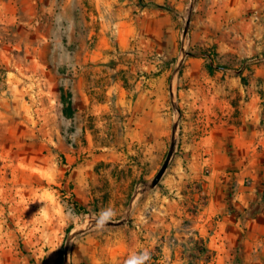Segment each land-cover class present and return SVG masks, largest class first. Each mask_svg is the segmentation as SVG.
<instances>
[{
	"label": "rangeland",
	"instance_id": "374dc122",
	"mask_svg": "<svg viewBox=\"0 0 264 264\" xmlns=\"http://www.w3.org/2000/svg\"><path fill=\"white\" fill-rule=\"evenodd\" d=\"M212 193L264 238V0H0V264H264Z\"/></svg>",
	"mask_w": 264,
	"mask_h": 264
},
{
	"label": "crops",
	"instance_id": "0c3cea01",
	"mask_svg": "<svg viewBox=\"0 0 264 264\" xmlns=\"http://www.w3.org/2000/svg\"><path fill=\"white\" fill-rule=\"evenodd\" d=\"M233 139L237 143L244 139L242 127L233 128ZM232 204H229L228 207L225 203L216 200L212 193L209 203L203 208L198 218L197 227L203 233L209 247L213 244L223 246L227 241L230 243L227 250L233 255H238L240 258H257L264 253V247L260 246L264 238L259 234L250 232L254 222L245 221L243 217L238 215L242 210L241 206L237 203H234L235 206ZM226 210L228 212L226 217L216 220L215 223V217Z\"/></svg>",
	"mask_w": 264,
	"mask_h": 264
},
{
	"label": "water",
	"instance_id": "95a60500",
	"mask_svg": "<svg viewBox=\"0 0 264 264\" xmlns=\"http://www.w3.org/2000/svg\"><path fill=\"white\" fill-rule=\"evenodd\" d=\"M174 151L170 152L164 162V164L162 165L161 169L159 170V172L157 173V175L155 176L154 180L152 181V186H156L161 178L163 177V175L165 174L167 168L169 167V164L171 162V159L173 157ZM98 221H102V219H97Z\"/></svg>",
	"mask_w": 264,
	"mask_h": 264
},
{
	"label": "trees",
	"instance_id": "16d2710c",
	"mask_svg": "<svg viewBox=\"0 0 264 264\" xmlns=\"http://www.w3.org/2000/svg\"><path fill=\"white\" fill-rule=\"evenodd\" d=\"M143 1V0H142ZM63 101L65 104V108H64V113L66 116H70L72 115V113L74 112V105H73V101L71 100V95H69V98H66L65 96L63 97ZM78 205V204H77ZM81 207V206H80Z\"/></svg>",
	"mask_w": 264,
	"mask_h": 264
}]
</instances>
